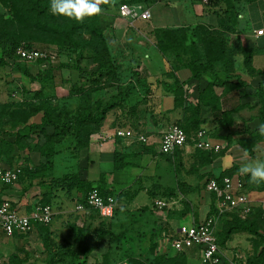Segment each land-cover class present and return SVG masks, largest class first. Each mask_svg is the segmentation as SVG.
<instances>
[{
	"label": "crops",
	"instance_id": "crops-1",
	"mask_svg": "<svg viewBox=\"0 0 264 264\" xmlns=\"http://www.w3.org/2000/svg\"><path fill=\"white\" fill-rule=\"evenodd\" d=\"M124 3L148 9L154 6L156 11L151 12L148 20L131 21L120 15V5ZM99 6L102 13L94 16L95 26L103 32L111 61L120 70L112 78V92L96 99L102 101V107L108 102L114 106L107 110L104 120L93 126L90 136L79 137L73 133L46 141L39 129L24 128L23 121L28 125H39L41 112H34L33 107L32 112L24 109L19 126L12 127L8 124L9 116L4 114L9 108L3 110L0 155L15 157L10 163L7 157L0 156V167L22 165L25 168L16 183L0 187V201L7 199L21 214H29L42 199L49 197L52 202L58 201V209L53 207L54 221L45 229L35 224L28 234L9 236L0 228V264H68L70 256L66 263L56 261L54 256L69 249L75 251L79 261L104 264L106 253L99 256L94 244L89 245L94 236L92 232L101 224L99 213L93 210L84 214L67 209V194L51 187L53 178L78 172L82 180L93 185L102 183L110 192L117 183L122 184L119 210L111 220L112 228H123V221L134 213H148V231L144 238H148L149 258L154 242L158 246L156 253L163 252V241L172 247L180 226L185 225L175 219V215L185 217L191 214L190 224L213 217L216 232L223 224L224 214L232 210L219 211L217 196L207 190L208 181L225 172L240 176L242 166L264 161V135L259 132V126L264 124V90L260 87L264 81V35L256 34L264 27V3H242L237 18L229 14L231 20L227 19L229 15L224 7L214 0H99ZM249 8L250 15L247 13ZM206 29L223 31L225 48L239 49L235 71L219 74L228 76L229 83L212 85L215 76L211 72H203L194 78L193 71L185 66L192 57L182 55L181 60L171 48L179 41L186 46L193 41L202 52ZM164 48H168L167 51ZM88 55L87 52L82 62H93ZM248 60L257 72L250 70ZM10 66L12 71L8 68ZM30 72L35 75L32 70ZM238 78L246 83L238 84ZM28 80L30 78L11 64L0 66V107L21 100V94L13 93L10 87L17 83L25 86ZM63 84L60 85L65 90L72 82L66 79ZM68 106L72 111L70 104ZM11 109L20 110L16 105ZM173 123L184 126L189 141L177 151L165 154L161 152L162 136ZM47 129L48 134H52L51 129ZM118 129L131 130L133 136H116ZM200 129L222 145L218 153L195 147L194 139ZM23 134L25 137L19 141L24 148L17 146V135L21 137ZM141 136L147 137L148 142L142 143ZM2 141L16 144L12 153L1 147ZM48 154L52 155V165L45 166ZM116 155H120L125 163L121 170L128 166L133 169L142 167V172L130 185L125 186L124 177H120L124 171L114 169L110 176L105 170V167H114ZM146 157L148 162L144 167ZM58 169L61 172L57 174ZM245 190L255 216L264 218V189H257L251 181ZM76 195L75 192L73 197ZM146 197L150 199L148 204ZM159 200L166 202L167 206L158 207L155 203ZM131 206L137 207L138 211L129 210ZM74 226L88 229L84 237L87 245L81 242L83 238L78 236L79 232L73 231ZM130 232L122 234V238H128L132 235ZM263 247L264 243L254 235L237 231L222 249V254L226 264H248ZM187 250L189 264H201V250L198 247ZM127 260L128 257L115 264H128Z\"/></svg>",
	"mask_w": 264,
	"mask_h": 264
},
{
	"label": "trees",
	"instance_id": "trees-1",
	"mask_svg": "<svg viewBox=\"0 0 264 264\" xmlns=\"http://www.w3.org/2000/svg\"><path fill=\"white\" fill-rule=\"evenodd\" d=\"M221 4L225 13L232 14L233 18L238 17V10L240 9L239 5L242 3V0H214ZM239 1V4H237ZM257 0H244L247 3H253ZM2 4V10H0V47L2 49V55L0 56V66L12 65L13 68L19 69L22 71L24 75L30 78L31 81H38L41 84H46L49 79L48 76L51 74L52 69H46L40 75H34L28 70L25 66L21 67L20 65L14 62V59H20V55L18 54V50L20 48H41V47H50L51 45H55L59 57L62 54H65L70 61L75 55V61L78 62L80 59L86 57L87 52L89 53L88 57L93 60V63L96 64L95 70H90L89 73L82 75L80 79L90 80L93 82H98V84L102 83L100 86L102 89L105 87H110L112 85V78L116 75V72L120 70V67L111 61V54L108 46L106 45V39L103 35V32L99 27L95 26L94 18L86 17L84 21L78 22L75 19H70L68 17H64L65 19L60 20L57 15L52 14L50 9L51 0H0ZM228 20H231L232 17L229 15L227 17ZM85 22V23H84ZM87 22V23H86ZM232 29V28H230ZM89 38H87L88 35ZM223 31H208L204 33V42L202 45L205 48L202 49V52L199 48L195 47V42H191L189 46L185 45V43H181L180 41L172 45V49L176 54V57L182 60V55H186L187 52L189 56L192 57L191 62L187 63L185 66L190 68L193 71L194 78H198L201 76L203 72H211L214 74L215 78L211 82L212 85H222L229 83V77H221L220 72L233 70L235 63L237 61L236 54L239 49H229L225 45V37ZM39 42V43H37ZM172 43V42H171ZM79 49H78V48ZM186 48L185 50H182ZM168 48H164V51H167ZM77 51V52H76ZM226 53V54H225ZM84 54V55H82ZM200 54L203 59H201ZM84 56V57H83ZM188 56V55H187ZM249 59L248 57L246 60ZM24 61V60H23ZM44 60H38L34 63H42ZM248 67H250L252 72H257L249 65V60L247 61ZM25 63H29L25 61ZM79 64V63H76ZM78 70V68H76ZM261 73V72H259ZM84 74V72H83ZM118 81V80H117ZM243 80L238 78V84H244ZM97 87V85H96ZM264 90V81L261 82L260 86ZM261 91V90H260ZM86 94H80V97L83 101H88L85 97ZM22 100L10 102L7 105H3L0 107V120L3 118V110L7 107L9 108L7 114L9 116L8 124H11L12 127L19 126L20 118H22L24 114V109H30L31 106L28 104L19 103ZM49 104V103H48ZM17 106L20 110L11 109L13 106ZM50 107L43 110V105L41 106H32L34 108V112H41V123L38 124H26L24 122V128L29 129H39L40 133L45 135L46 141L54 140L60 136H65L67 134H76L80 137H89L92 129H94V125L99 124L102 120H104L107 110L111 109L114 105H111L110 102L106 103L102 107V101H94L92 105L87 108L82 107L77 111L83 112L77 115L78 126L73 123V119L70 116L67 119V112H63V116L59 119L62 110H58V108L53 107L49 104ZM17 111V112H16ZM86 111V112H85ZM32 112V110H31ZM55 112L57 116H55ZM70 113V112H69ZM73 115V114H72ZM60 119H63L64 122H57ZM19 120V121H17ZM2 121V120H1ZM0 121V122H1ZM18 122V123H17ZM180 124L183 128L184 126ZM51 129L52 134H48V129ZM78 128V129H77ZM77 129V132L75 133ZM186 131V129L184 128ZM187 133V131H186ZM188 135V134H187ZM25 135H21L19 137L17 135V141L20 138H24ZM189 139V136H188ZM189 141V140H188ZM22 141L17 143L18 147H21ZM83 145V144H82ZM86 145V143L84 144ZM83 145V146H84ZM11 142L2 141L1 147L7 151H13L12 147H14ZM11 147V148H10ZM24 148V146H22ZM10 149V151H9ZM178 150V149H177ZM176 150V151H177ZM200 150V149H199ZM206 151V150H202ZM213 153V151H207ZM218 153V152H214ZM2 158H6L12 163L15 155H0ZM4 156V157H3ZM52 155H46V163L45 166L52 165ZM21 166V165H17ZM125 166V163L120 159V155H116L114 161V169L118 170ZM22 174H24V168L22 167ZM226 175L233 176V172H225L221 176L214 177L218 181H221L222 178ZM20 176V178H21ZM240 177L245 181V188H249V182H251L249 176L241 174ZM19 178V179H20ZM212 179V178H211ZM257 189H264V183H254L252 182ZM11 186V185H6ZM51 187L54 189L57 188L65 194L71 196L75 192L77 195L74 199L77 203H83L86 200V196L88 192L97 187L100 189L102 195H112L109 190H107L104 185H93L88 181H84L81 179L80 173L67 174L58 179H51ZM214 194V193H213ZM216 197V194H215ZM42 204H51L53 206L51 198L47 197L40 201ZM225 218H223V224L216 230L215 236L217 242L221 249L225 247L228 240L231 238L232 234L237 231H247L250 234L257 237L264 243V218L261 215L255 216V209H251V211L243 217L241 211L239 209H233L230 212H227ZM101 217V216H100ZM101 224L98 226L97 230L99 231V235L110 236L111 238L115 237V234L112 232V218L104 219L101 217ZM38 226L44 228L48 227L45 225L37 224ZM74 232H79L78 236H81V242L84 245H87L84 237L85 233L88 230L86 227H78L74 226ZM45 229V228H44ZM172 240V239H171ZM81 243V244H82ZM61 246H59L60 248ZM157 243L154 242L151 244V255L149 258L143 257H135L128 256L127 263L128 264H189L188 257L189 252L187 249L182 251H176L177 253L173 256H169L167 254L156 253ZM197 247V246H195ZM88 248V247H86ZM193 248V247H192ZM199 248V247H198ZM67 256H66V254ZM75 251L73 249H69L64 253H57L54 256L56 261H62L66 263V258L70 256V262L68 264H86V260L79 261L76 259ZM111 253L108 251L104 255V264H109ZM224 263H226L224 261ZM240 264V263H238ZM248 264H264V247L261 252L255 257L254 260H249Z\"/></svg>",
	"mask_w": 264,
	"mask_h": 264
},
{
	"label": "built area",
	"instance_id": "built-area-1",
	"mask_svg": "<svg viewBox=\"0 0 264 264\" xmlns=\"http://www.w3.org/2000/svg\"><path fill=\"white\" fill-rule=\"evenodd\" d=\"M120 15L130 18L131 21L142 19L148 20L151 11L141 5L132 6L128 3L120 5ZM257 36L264 35V27L256 31ZM20 58L29 63L38 60L54 63L59 59L56 47L41 48H20ZM116 136L132 137L133 132L126 129H118ZM188 135L184 128L178 124H171L163 133L161 140V152L170 154L182 148L188 143ZM142 143H147L145 136L140 137ZM195 147L200 150L219 152L222 149L220 143L215 142L207 135V131L200 129L194 139ZM22 174L21 166L14 168L0 167V182L4 185L16 183ZM207 190L216 194L220 212L240 208L243 217L251 211V205L245 190V181L240 176L226 175L221 181L212 178L208 181ZM158 207L167 206L166 202L156 201ZM118 208V200L113 195L104 196L97 187L92 188L83 203H76L75 209L78 212L89 214L97 211L104 219L114 217ZM55 218V212L51 204L38 203L29 214H21L12 204L5 199L0 201V228L9 236L16 234H28L35 224L50 225ZM215 219L207 217L203 222L182 225L179 228V235L172 241V248L175 251H182L187 248L199 247L202 252L201 264H226L224 256L215 236ZM230 264H238L232 262Z\"/></svg>",
	"mask_w": 264,
	"mask_h": 264
},
{
	"label": "rangeland",
	"instance_id": "rangeland-1",
	"mask_svg": "<svg viewBox=\"0 0 264 264\" xmlns=\"http://www.w3.org/2000/svg\"><path fill=\"white\" fill-rule=\"evenodd\" d=\"M257 1H261V3H264V0H257ZM257 1H255V2H257ZM240 2L245 3L244 0H242ZM237 4H239V1ZM241 4L239 5L240 8H242ZM247 4L250 5L252 3H247ZM155 9L156 8L154 6H152L150 8L151 12H153V13L156 11ZM247 13L250 15V13H251L250 8L247 10ZM57 17L60 20H62V19H65L64 17H66V16L57 15ZM92 18H94V22H95V17L93 16ZM78 22H80V21H78ZM37 43H39V42H37ZM51 47H56V46L51 45ZM75 55L72 58L73 60L70 61L69 59H67L68 57L65 54H62L61 59L59 61H57L58 63H54V64H58V65H54L53 63H45L44 64L43 62L42 63H25V61H23V60L14 59L15 65L21 64L20 65L21 67L25 66L28 70H32L36 75L41 76L43 71H45L46 69H50V68L52 69V72H51V74H49V76H48L49 79L47 80V83L45 85L41 84L38 81L28 80V82L25 86L22 84L19 85V83H17L16 86L10 87L11 88L10 91H12L15 94H16V92L17 93L19 92L21 94L20 99L22 100V102H19V103L28 104L31 107L32 106L34 107L36 105L38 107L39 106L42 107V105H43V110L50 107L49 104L55 108L57 107L58 110H62V112L60 113L61 115L57 117L58 119L64 115L63 112H67V115H68L67 119H69L71 116L72 119L74 120L73 123H75V125L78 126L76 124V123H78L77 115L79 113H83V112H80L77 110L82 109V107L87 108L88 106L92 105L93 102L96 101V99L99 96H102L105 93H111L112 90H110L111 86L105 87L104 89H102L101 87H103V86H100V85L103 82L98 84L97 81L93 82L90 80L87 81V80L82 79V78L80 79V77L82 75L89 73L90 70H95L96 64H94L93 62L84 63V62H82L81 59L78 62H76L75 61ZM82 55H84V54H82ZM186 55L189 56V53L187 52ZM76 63H79V64H76ZM29 67H32V68H29ZM8 68L10 71H12L11 66ZM76 68H78V70H76ZM83 72H84V74H83ZM65 75H67V76H65ZM66 79H70L72 84H70L68 89L64 90V88L62 86L64 85L63 83H65ZM57 82H59L62 86L60 84H57ZM96 85H97V87H96ZM69 93H71L72 96H70ZM82 93L86 94L85 97L88 99V101H83L81 99L80 94H82ZM69 104H70L72 111L69 109V106H68ZM55 116H57L56 112H55ZM57 122L63 123L64 120L60 119ZM77 129H76L75 133L77 132ZM22 146H24V145L21 143V147ZM15 147H16V144H15ZM12 148H14V147H12ZM144 161H145L144 162L145 164L143 166L147 167V165H146L148 162L147 157L144 159ZM105 170H107V172L110 174V176H112L113 175L112 172L114 170V167H112V168L105 167ZM118 170H121V169H118ZM123 171H124V173H120V177H124L123 183L125 186H127V185H130L135 179H137L138 174H140L142 172V167L140 169H133L132 166H128L126 169L121 170L119 172H123ZM59 172H61V171L58 169L57 174ZM107 176H109V175H107ZM98 184L102 186V183H98ZM1 186H4V184L2 182H0V187ZM121 191H122V184L117 183L115 185V189L111 192V194L117 200H119ZM73 195L74 194H72L71 196H68V194L66 195V197L68 198L66 207H67V209L69 208L70 210L75 209V206L77 203V201H75ZM139 200H140V197H139ZM143 201H144V199H143ZM57 202L58 201H56V200H53V202H52L54 209H58L57 208V204H58ZM146 202H147L146 204H148L150 202V199H148V197H146ZM128 209L133 211V212L138 211V208L133 207V206L128 207ZM118 210H119V205H118V208H117L115 214H117ZM140 212H141V210H140ZM171 216H173V215H171ZM112 218H114V217H112ZM174 218L178 219V220L180 219L181 223L188 225V224H190L192 216H191V214H189L185 217H183L181 215H175ZM123 223H124L123 228H119V229H115V230H113V228H112V232L116 233V236L113 238H111L110 236H106V235L100 236V235H98L97 230H95L93 232L91 231L94 236H92L91 240H89V245H90V243L94 244V248H96V250L98 251L97 252L98 255L101 253H107L109 251L111 253L110 254L111 256L109 258V260H110L109 262L112 261L114 264L124 261L128 256H135V257L140 256V257L145 258L147 255L146 258H148V238H144L145 233L148 231V213L147 214L146 213H134V214H132L131 217H126V219L123 221ZM129 230H131L130 233H132V235L128 236V238H122L121 235L124 233H126V234L129 233ZM117 234L119 235V237H117ZM129 237H131V238H129ZM163 246H164L162 249L163 252H161L162 254H167L169 256H173L177 253L170 246V244L165 243L164 241H163ZM92 260H93V258H92Z\"/></svg>",
	"mask_w": 264,
	"mask_h": 264
},
{
	"label": "clouds",
	"instance_id": "clouds-1",
	"mask_svg": "<svg viewBox=\"0 0 264 264\" xmlns=\"http://www.w3.org/2000/svg\"><path fill=\"white\" fill-rule=\"evenodd\" d=\"M50 9L54 15H63L80 22L86 17L90 18L102 13L99 0H51ZM259 132L264 135V124L259 126ZM239 172L249 176L254 183H264V161L246 164L239 169Z\"/></svg>",
	"mask_w": 264,
	"mask_h": 264
}]
</instances>
